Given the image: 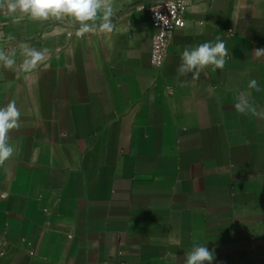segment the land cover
<instances>
[{
  "label": "crops",
  "instance_id": "1",
  "mask_svg": "<svg viewBox=\"0 0 264 264\" xmlns=\"http://www.w3.org/2000/svg\"><path fill=\"white\" fill-rule=\"evenodd\" d=\"M151 1L113 0L109 27L81 35L4 0L0 107L21 116L0 166V264H184L194 244L212 264H264V0H183L160 70ZM217 39L222 69L179 74L185 48ZM32 51L44 59L25 68Z\"/></svg>",
  "mask_w": 264,
  "mask_h": 264
},
{
  "label": "clouds",
  "instance_id": "2",
  "mask_svg": "<svg viewBox=\"0 0 264 264\" xmlns=\"http://www.w3.org/2000/svg\"><path fill=\"white\" fill-rule=\"evenodd\" d=\"M113 0H7V9L13 13H20V18L26 15L33 20H46L51 17H70L78 22L79 33L84 34L93 28L98 18L105 21L112 14ZM0 7H4V0H0ZM258 53L264 54V50L257 49ZM44 53L32 51L30 59L25 60V68L35 67L44 59ZM228 55L226 45L217 39L216 42H204L193 48H185L181 54V61L178 68L180 75L193 74V79L199 77V73L207 66H213V70L222 69L225 64V57ZM0 61L11 67L14 61L9 59L3 52H0ZM255 85V81L252 82ZM239 107V105L237 106ZM20 110L15 101L8 102L0 107V166L13 155L14 148L8 143L10 130L20 126ZM215 259L213 251L207 245L194 244L185 254L184 264H212Z\"/></svg>",
  "mask_w": 264,
  "mask_h": 264
},
{
  "label": "built area",
  "instance_id": "3",
  "mask_svg": "<svg viewBox=\"0 0 264 264\" xmlns=\"http://www.w3.org/2000/svg\"><path fill=\"white\" fill-rule=\"evenodd\" d=\"M143 8L148 12L153 30L150 48V63L161 69L175 30L183 28V0H153Z\"/></svg>",
  "mask_w": 264,
  "mask_h": 264
}]
</instances>
